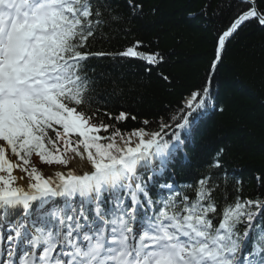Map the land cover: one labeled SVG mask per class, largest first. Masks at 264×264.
I'll return each mask as SVG.
<instances>
[{
	"label": "snow or ice",
	"instance_id": "obj_1",
	"mask_svg": "<svg viewBox=\"0 0 264 264\" xmlns=\"http://www.w3.org/2000/svg\"><path fill=\"white\" fill-rule=\"evenodd\" d=\"M239 6L200 90L169 121L161 117L159 130L144 120L124 132L117 125L127 113L95 104L100 80L91 61L157 65L160 53L141 51L140 40L93 50L123 19L109 0H0V264H264V199L242 198L239 180L213 171L223 148L183 186L193 195L159 182L193 113L212 99L226 41L245 22L264 26L257 0ZM33 155L66 171L45 177ZM77 158L79 167L69 168Z\"/></svg>",
	"mask_w": 264,
	"mask_h": 264
},
{
	"label": "trees",
	"instance_id": "obj_2",
	"mask_svg": "<svg viewBox=\"0 0 264 264\" xmlns=\"http://www.w3.org/2000/svg\"><path fill=\"white\" fill-rule=\"evenodd\" d=\"M109 2L123 19L113 27L110 41L93 50L115 52L140 40L141 51L158 52L163 60L157 65L111 57L91 61L100 80L95 104L113 115L127 113L117 125L124 132L144 127V120L152 122L148 130H159L160 118L169 121L185 98L208 81L218 36L243 6L237 0H131L142 6L133 11L130 0ZM257 3L264 7V0ZM211 95L198 111L199 122L181 134L188 146L174 160L178 166H170L161 178L193 184L223 148L222 168L213 171L239 180L242 198L264 199V26L245 22L226 43ZM31 163L47 165L35 155Z\"/></svg>",
	"mask_w": 264,
	"mask_h": 264
},
{
	"label": "rangeland",
	"instance_id": "obj_3",
	"mask_svg": "<svg viewBox=\"0 0 264 264\" xmlns=\"http://www.w3.org/2000/svg\"><path fill=\"white\" fill-rule=\"evenodd\" d=\"M119 142V141H118ZM81 162L79 161V159L77 158L76 160H73L72 162L69 163L68 167L69 168H78L79 167V164ZM41 173H43V175L45 177L49 176V175H52L53 172L55 171H66L65 168H63V166H60V165H56V164H53L51 166H48V165H44L43 167H40L38 169Z\"/></svg>",
	"mask_w": 264,
	"mask_h": 264
},
{
	"label": "bare ground",
	"instance_id": "obj_4",
	"mask_svg": "<svg viewBox=\"0 0 264 264\" xmlns=\"http://www.w3.org/2000/svg\"><path fill=\"white\" fill-rule=\"evenodd\" d=\"M187 98H189V97H187ZM187 98H185V101H186ZM12 162H13V163H16V162H14V161H12ZM175 164H176V162H175ZM177 166H178V165L176 164V167H177ZM53 173H54V172H53ZM13 175L17 177V181H16L17 185H21V186H26V185H27V183H28V178H27V176H24V173H22L19 169H15V170L13 171ZM21 176H24V179H20Z\"/></svg>",
	"mask_w": 264,
	"mask_h": 264
}]
</instances>
